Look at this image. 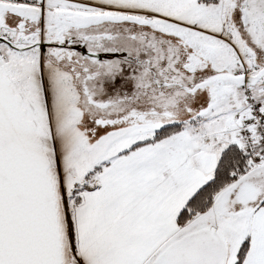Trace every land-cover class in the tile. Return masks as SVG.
<instances>
[{
  "label": "snow or ice",
  "instance_id": "6c2138e0",
  "mask_svg": "<svg viewBox=\"0 0 264 264\" xmlns=\"http://www.w3.org/2000/svg\"><path fill=\"white\" fill-rule=\"evenodd\" d=\"M0 264H264V0H0Z\"/></svg>",
  "mask_w": 264,
  "mask_h": 264
}]
</instances>
